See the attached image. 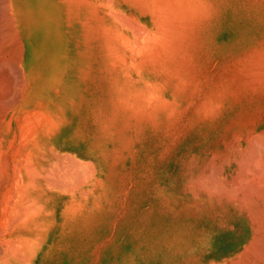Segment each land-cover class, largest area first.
Listing matches in <instances>:
<instances>
[{"label":"rangeland","instance_id":"1","mask_svg":"<svg viewBox=\"0 0 264 264\" xmlns=\"http://www.w3.org/2000/svg\"><path fill=\"white\" fill-rule=\"evenodd\" d=\"M110 1L109 6L97 0L89 7L85 0H75L70 6L75 16L69 30L75 57L73 91L47 96L45 102L52 105L56 100L61 107V113L55 110L60 116L59 147L80 160L77 164L65 156L67 164L82 168H61L66 183L74 173L79 184L73 196L66 197L74 204L68 201L72 205L63 208L49 243L27 264H190L236 248L242 230L220 226L224 218L209 204L217 199L209 194L202 200L187 173L201 157L221 147V136L232 125L264 130V0ZM110 6L111 11L120 9L117 19V12L114 18L110 10L107 15ZM128 13L144 25L142 33L130 16L126 18ZM13 17L15 34L19 27ZM121 17L126 26L132 20L130 26L140 35L145 32L148 41L130 34L136 30L122 24ZM134 37L144 43L136 44ZM134 39L146 47L144 52L130 47ZM13 40L6 52L11 59L17 48ZM25 56L19 71L13 59V89L18 93L20 81L33 84L36 76L27 69L31 55ZM58 62L50 76L61 72L62 83L68 67ZM20 104L13 105L14 125L21 115L37 109L33 103Z\"/></svg>","mask_w":264,"mask_h":264},{"label":"bare ground","instance_id":"2","mask_svg":"<svg viewBox=\"0 0 264 264\" xmlns=\"http://www.w3.org/2000/svg\"><path fill=\"white\" fill-rule=\"evenodd\" d=\"M74 1L0 0V61L4 63L2 64L3 68L0 69V264H27L32 263L33 258H39V253L47 246L50 236L53 235V230L55 229H52V227L59 219L63 208L65 209L69 205L68 201H72L66 200V197L73 196L78 189L79 184H75V179L73 180L75 174H70L68 177L69 183H66L67 177L64 176L66 173H62L61 170L64 164L65 167L67 165L74 167L76 164L73 166L72 161H77V164L80 161L75 154H66L65 152L63 154L61 152L62 149L59 147L61 145L60 139H58L61 138L59 127L61 126H57L56 122L59 116L58 113H61V107L56 100L53 101L52 105H47V102H45V97L47 96L58 97L60 94L65 95L73 91L72 78L75 72V57L69 30L72 20L75 21L73 19L75 16H71L72 8L70 7L71 4L74 5ZM85 1L89 4V7H93L95 2L96 5L98 4L97 0ZM101 4H108L109 6L112 1L101 0ZM111 6L109 8L106 7L107 12L104 10L107 15L111 11ZM116 10L119 12L120 9ZM112 11L111 15L113 17L111 18H114L117 11ZM13 13L16 16L19 27L15 34L13 33V28H15L13 27V20L15 21ZM121 16L125 18L126 15L122 14ZM129 16L130 14L128 13L126 18L129 19ZM132 16L130 17L132 18ZM134 18H132L133 21L131 20L132 23ZM88 19L91 18L88 17ZM119 20L121 21V19ZM122 20L123 24L125 21L123 18ZM131 21L127 26V23L124 24L132 30L134 26H130V24L132 25ZM136 23L135 21L133 24L135 27L138 26L136 28L138 30L141 29V32L134 27L138 34L135 33L136 31H130V34H135L136 37H138L137 35L139 37L142 35L147 40L149 37H144L145 32L143 33L144 35L139 34V32L142 33L144 31L142 29H145L142 27L143 24L139 25L137 23V25ZM122 24L120 23V26ZM139 26L142 28H139ZM107 32L109 35L113 34L111 31V33ZM120 33L121 31L118 32L119 36H117H121V39L124 35L122 36ZM13 39L16 41L15 45L17 48L15 49L16 54L11 51L16 55H14L15 58L8 53L12 57L11 59L6 57V52L8 47L10 49V43H13ZM143 40L141 38L137 42L136 38V44H142ZM155 40L157 41V39ZM130 42V47L134 45L135 49V39L134 42L132 40ZM126 47L123 48V51ZM143 48L140 47L139 51L145 50L146 47L143 46ZM135 50L133 51L135 52ZM123 51L121 49L122 54H124ZM27 52L31 55L27 69L35 73V81L33 84L20 81V92L18 93V89H13V85H16L13 82V78L15 79L13 75V59L16 65L19 64V66L15 65V69L19 71L18 68L20 69ZM135 54H137L136 56L139 55L138 52ZM129 56L127 57L129 58ZM136 56L133 54L132 58ZM139 57L137 60H140ZM55 60L59 61V66H61V62L64 64L63 67H68L62 83L59 79L61 78V72L57 74L59 71H56L53 76H50V70ZM129 63L127 62L129 66L133 64ZM134 65L137 64L134 62ZM129 66L126 67L128 68ZM120 68L123 69V67ZM137 71L134 73L137 74ZM55 79L57 81H54ZM145 82L146 80L143 84L146 86L148 82ZM134 83L136 82L134 81ZM148 88L150 90L151 86ZM17 96H21V99ZM30 96H44V101L39 102V100ZM66 96H70V94ZM19 100H21V106L33 103L37 106L38 111L35 109L21 115L16 125H14L13 105L18 103ZM55 110H58V113ZM231 123L235 124L233 121ZM232 126H229V128L231 127L230 129L226 127L227 130H224L218 143L221 144V147L216 150L217 152H211L207 155V158L203 156L200 160L196 159L195 161L199 160V162H196L193 168L191 166L192 172L187 171L189 173L187 175H189L192 185L197 184L192 189L196 188L198 192L201 191L202 200H208L209 194L213 195L214 199H217L209 202V204L214 209L218 208L219 214L223 216V223L220 221V226L230 228V230L236 232L242 230L241 233L243 235L240 244L236 248L222 249L215 254L214 258L193 259L190 264H264V130H258L257 127H253L254 125L249 129L246 128L247 125ZM65 156L72 160L71 163L68 162L67 164ZM217 159H220V161L216 162ZM201 160L202 162H200ZM80 164L84 165L83 162H80ZM91 169L92 175L94 171L93 168ZM71 175L72 177H70ZM214 177L216 178L214 179ZM18 178L21 180H18ZM14 179H16L15 182H13ZM62 182L65 183L63 184ZM66 184H69V186ZM190 191L194 193L193 190ZM203 193L205 195H202Z\"/></svg>","mask_w":264,"mask_h":264}]
</instances>
